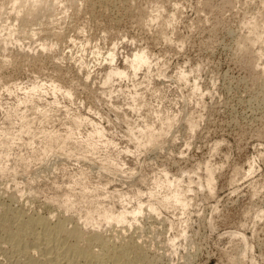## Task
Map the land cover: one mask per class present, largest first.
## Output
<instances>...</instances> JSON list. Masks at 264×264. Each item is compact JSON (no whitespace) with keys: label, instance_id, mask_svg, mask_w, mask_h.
I'll return each instance as SVG.
<instances>
[{"label":"rangeland","instance_id":"1","mask_svg":"<svg viewBox=\"0 0 264 264\" xmlns=\"http://www.w3.org/2000/svg\"><path fill=\"white\" fill-rule=\"evenodd\" d=\"M50 1L22 31L0 0V210L70 218L153 264H264V0ZM116 67L128 75L106 80ZM161 123L154 144L135 141ZM178 185L184 210L159 202ZM97 205L130 214L100 220ZM88 210L100 224H83Z\"/></svg>","mask_w":264,"mask_h":264},{"label":"bare ground","instance_id":"2","mask_svg":"<svg viewBox=\"0 0 264 264\" xmlns=\"http://www.w3.org/2000/svg\"><path fill=\"white\" fill-rule=\"evenodd\" d=\"M11 1H12V3L9 6L13 5L12 7H13V10L15 9V13L16 14H19L20 12L23 13V14H20V15H23V16L20 17L21 18L20 19L21 20L20 29L22 31L25 30V26L26 25H29L28 24L29 21H31V20L33 21L34 17L36 18L37 15H39L40 13H41V16L39 15L40 17H42V15L44 13L47 14L46 12H49V14L51 12L53 13L54 9H56L55 6L58 5V3L55 4L54 2H52L50 0H11ZM74 2L75 1L72 0V3H73L72 6L74 5ZM70 3L69 2L67 3L69 5V7L71 6ZM61 5H62V3H61ZM75 6L73 8H75ZM10 10H12V9H10ZM53 14H51V15H53ZM47 16H49V15H47ZM30 18H31V20H30ZM153 18L156 19V16H154ZM37 19H39V18H37ZM45 19H47V18L45 17ZM148 19H151V18H148ZM14 21H15V19H14ZM254 21H255V19H254ZM50 25H52V24H50ZM256 25L257 24H254L253 27L254 26L256 27ZM250 26H251V24H250ZM18 27H19V25H18ZM29 31H32V30L30 29ZM29 31L27 30V32H29ZM10 34L14 35L13 33H9V35ZM263 34L262 33L259 34V35L256 34V35H258V37L257 36L254 37L255 40H256V37H257V40H260L261 42L260 41L259 42L262 43V44H264V36H263ZM30 35H32V34H30ZM27 36H29V35H27ZM251 36H253V35H251ZM246 37H248V36H246ZM2 43L7 44L6 42H2ZM40 46H42V45H40ZM43 47H44V45H43ZM0 49H1V47H0ZM112 55H113V53H112ZM112 55L108 58L110 60V62H112L114 60ZM13 57H11V58H13ZM148 62H149V60H148L147 55L142 51L140 53L133 54L132 59L127 60L126 63H128L127 66L129 68H131L129 70H133L134 72H136V70H138L142 65L148 64ZM108 65H109V63H108ZM133 71H132V73H134ZM180 73H182V72H180ZM127 75H128V73L126 72L125 69H123V68L121 69V68L116 67V68L110 69V72L106 76V80H111L112 77H115V78H117V77L123 78L124 77L125 78ZM107 83H108V81L105 82V84H107ZM40 84L43 85L42 83H40ZM38 85H36V86H38ZM51 85L56 86L55 84H51ZM54 86L52 88H54ZM32 87H33V85H32ZM32 87H30L31 91L34 90L35 86L33 87V89H32ZM35 88H37L38 91H40L38 87H35ZM42 89H43V86H42ZM57 89L60 90L59 87H57ZM58 90L54 89L53 91H58ZM27 91H25V93ZM30 92H27V93H30ZM67 92H69V91H66L65 94H69ZM135 92H136V90H135ZM32 93L35 94L34 91ZM139 93L140 92H138V95L136 93L135 95L131 96V99L134 98L133 99L134 101H136V100L139 101V99H140V102H141L142 100H141V98L139 96ZM28 96H29V94H28ZM28 99H29V97H28ZM135 103H137V102H135ZM75 116H77V117H75L73 120H74L75 124H78L81 121V118L78 117V115H75ZM84 119H86V118L84 117L82 119V121L86 122L87 119L86 120H84ZM188 119H189V121H188V126L189 127L188 128L192 129V131H193V128L195 127L194 123H193L192 120H190V118H188ZM192 119H193V117H192ZM195 120H199V119H195ZM164 123L165 124L167 123L166 124V126H167L166 131H169L168 126H171L172 123H168L167 121L164 122ZM164 123H161L160 124L161 126L157 127L156 130H154V127L152 129V127L149 125L150 127H146L145 131L143 130L144 132L142 134H140L139 138H135V141H137L138 144H140L141 143V139H142V144L143 145L154 144L157 141L156 139L159 138L158 135L160 133L157 131V130H159L158 128H161V127L166 128L163 125ZM81 124H82V122L80 124H78V126L81 125ZM146 126H147V124H146ZM163 128H162V130H163ZM26 129H27V131H29L28 130L29 128H26ZM90 132H93V133H90ZM90 132H89L90 134L88 133L89 136L86 137L87 139L84 138V139H86V143H88V145L92 144L93 141H94V144H95V141L98 140V139H95V138H99L101 140L100 137H102V135H103L102 129L96 128L94 131L92 130ZM140 132H142V131H140ZM162 132H164V130ZM4 134H5V138L6 139H3L2 142H0V145L3 144L4 146H6V143H7L6 141L9 138L6 137V133H4ZM7 136H9V134ZM70 137H72V136H70ZM67 139H69V138H67ZM136 139H138V140H136ZM64 140L61 139V141H64ZM86 143H85V145H86ZM105 143H108V141L107 142L105 141ZM88 145H86V146H88ZM91 146H89V147H91ZM93 147H94V145H93ZM43 153H46V152H43ZM0 169H1V166H0ZM175 181L178 182L177 180H175ZM165 182H166L165 186H170V184H171V182H173V180L170 181L168 179ZM175 185H177V183ZM207 187H206L207 189L211 188V180L207 181ZM183 192H185V191L181 190L180 185H178L177 187L175 186L174 187V191H171V192H168V193L164 194V196L161 197L160 201L159 200L158 201L160 203H163V204H174L173 206L176 205L177 207H180L181 209L184 210L186 207H188V205H187V201L185 200V195H184ZM74 201L75 200L71 199L69 197V195H65L63 197V199H61L59 201L61 209H63L65 212L69 211L71 209V205L74 203ZM4 205H6V204H4ZM4 205H2L3 206V207H1L2 210H0V227H3L5 229V235L3 236V238H1L2 242H0V244H1L0 247H4L5 245L7 246V250L4 251V249H2V251H4L3 255L5 254L4 256H6L4 258L7 259L9 264H153V262H151V261H150L151 263L150 262H146L144 260L145 256H143V255L135 254V256L133 255L132 257H130L129 256L130 253H129V249L128 248L123 247V246H120V247L116 248L114 246V245H116L115 243H112V241L110 242L108 239L102 237V235L100 236L98 231L97 232H92V234H86V233H84V231H82L81 227L78 226L77 224H73L71 226L70 225L71 221L69 220L70 218L68 219L65 216H64L65 218H61V219L57 220L56 222H51L49 217H45V216L32 215V214L31 215H27L26 213H23L22 211L19 212V210H17V211L15 210V211L9 212L6 207L4 208ZM111 208L112 207H110V209ZM147 208H148V210L150 212H155L156 211V208H155V206L153 204H149ZM110 209H106V208H103V207L101 208L100 206L97 205V206L94 207V211L95 212L94 211L93 212L97 214V216H98L97 218H100V220L111 221V222L114 221L116 223L121 224V222H123L125 220V217H126V214H127V210H123L122 209V211H119L118 213H114ZM90 211L91 210H88L85 213V215H84L85 217H83V218H85V219H83L85 221H84L83 224H87L88 222H89V224H90V222H94L95 224H100L99 223L100 221L99 222L96 221L94 219L93 215L90 213ZM141 211H142V208H141V205L139 204V206L137 208L131 210L130 213L132 215H135V214L141 213ZM130 213H128L127 215H129ZM56 219H58V218H56ZM10 220H11V222H10ZM7 223H9V224H7ZM83 224H82V226H83ZM79 240H81L82 242H83V240H85L88 244L85 245V246H81L78 243ZM93 245L98 247V249L94 250L93 249Z\"/></svg>","mask_w":264,"mask_h":264}]
</instances>
